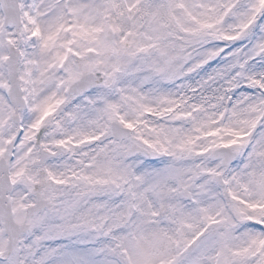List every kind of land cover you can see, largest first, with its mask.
Masks as SVG:
<instances>
[{"label":"snow or ice","instance_id":"snow-or-ice-1","mask_svg":"<svg viewBox=\"0 0 264 264\" xmlns=\"http://www.w3.org/2000/svg\"><path fill=\"white\" fill-rule=\"evenodd\" d=\"M0 264H264V0H0Z\"/></svg>","mask_w":264,"mask_h":264}]
</instances>
